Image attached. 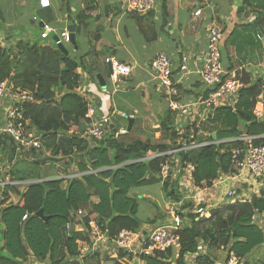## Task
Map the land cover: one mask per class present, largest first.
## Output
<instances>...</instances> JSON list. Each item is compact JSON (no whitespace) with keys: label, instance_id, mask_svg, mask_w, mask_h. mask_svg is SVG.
Here are the masks:
<instances>
[{"label":"trees","instance_id":"1","mask_svg":"<svg viewBox=\"0 0 264 264\" xmlns=\"http://www.w3.org/2000/svg\"><path fill=\"white\" fill-rule=\"evenodd\" d=\"M61 1L59 11L63 8L60 12L69 13L66 20L75 27V32L85 29L87 22L98 17L86 15L85 9L72 13L71 0ZM178 4L185 10L191 7L187 0H178ZM241 4L250 9L254 22L235 27L228 39L233 37L242 40L239 44L235 42L237 47L233 40L229 44L235 47L237 56L245 60L252 51L241 48L246 39L237 37L238 30H244L246 34L253 33L257 38V42L254 40L257 47L264 49L256 34V30H259L264 37V0H241ZM89 7L86 5V10ZM161 9L163 15H166L165 0H162ZM41 11L43 13L37 22L51 25V8ZM5 22L0 10V30ZM200 23L201 19L196 29ZM0 35L9 36L7 41H3L9 44L0 45V84L8 82L32 94L37 103L24 105L23 116L29 121L30 128L41 137V154L44 151L53 158L66 160L68 163L64 166L75 167L76 173L80 174L75 178L44 180L59 175L44 176L39 170L45 164L43 161L17 159L12 141L8 137H0V158H8L9 177L12 181L29 182L19 193L18 204L6 205L9 192L15 190L13 187L0 188L3 189L0 190V264H27L29 257L37 261L48 260L51 264H81L76 241H87L86 231L89 230L90 219L96 220L107 237L115 236L120 230L138 232L143 224H153L156 215L145 222L135 218L136 201L129 196V192L144 185L160 184L157 175L162 159L140 160L150 151L162 153L171 149L180 138L190 139V130L194 131L196 141L202 140V136H197L199 131H209V142L236 139L247 134L260 137L252 142L254 146L264 145V121H257L252 114L257 97L264 91V85L261 80L248 83L244 80V74L242 81L246 86L238 92L234 102L215 108L212 117L198 127L195 117L191 116L181 128H177L175 115L166 102V107L158 116L159 125L152 131L160 132L170 143L152 144L150 140L154 134H149L145 141L136 139L125 143L120 140L121 136H116L119 129L111 121L112 118L105 122L111 126V130L100 140L85 137L82 134L87 125L84 118L87 107L81 96L74 91L83 82L77 70L81 69L91 75L98 68L88 67L84 63L85 55L78 58L69 52L64 55L58 46L53 45V40L47 42L49 44L45 41H25L10 27L0 31ZM226 55L228 57V49L227 53L221 50L222 63ZM232 69L230 66L228 70ZM134 94L141 100L139 93L127 95ZM208 94L209 90L204 89L201 96L205 98ZM141 108V105L133 103L129 114L138 116ZM110 111H113L112 107ZM240 144L239 141H232L226 148L222 144H209L182 152L179 157L183 167L189 163L195 166L193 178L196 185L211 186L219 172L231 171L229 152ZM34 153V150L28 151L27 156ZM15 159L17 161L14 162ZM161 188L166 200L179 199L175 182H165ZM191 207L190 203H186L182 208ZM40 209H43L47 221L36 217ZM255 210L264 211V189L248 202L220 205L208 211L205 217L195 219L198 216L187 215L188 220L184 221L179 231L178 256L174 249L169 248L165 252H155L153 256H143L142 260L145 264H185L186 255L197 254L200 247L205 246L208 251L227 250V257L232 254L242 259V264H264L250 262L248 259L249 254L264 243L263 229L251 221ZM78 211L85 213L76 221ZM157 211L162 214L159 209ZM25 214L26 220L22 221ZM159 218L163 220V215H159ZM67 223L71 225L69 231L65 230ZM76 224L82 225L85 231H77ZM208 251L198 254V264H215V258ZM108 261L121 264L109 257Z\"/></svg>","mask_w":264,"mask_h":264},{"label":"built area","instance_id":"2","mask_svg":"<svg viewBox=\"0 0 264 264\" xmlns=\"http://www.w3.org/2000/svg\"><path fill=\"white\" fill-rule=\"evenodd\" d=\"M122 9L125 13H134L143 15L153 8V0H121ZM41 9L51 7L50 0H38ZM201 10L194 11L193 16L201 15ZM89 15H97V12H86ZM37 22V18H33ZM40 39L47 40L49 34L54 32L51 25L42 22L40 28ZM206 50L200 57L201 66L197 70L201 83L210 93L206 98H199L194 102L183 104L180 102L178 83L173 81V66L170 60L163 54L156 55L149 64L150 72L157 81L158 91L162 93L169 103V109L175 115V125L181 128L187 119L195 117L196 127L207 122L212 117L213 110L220 106L228 105L234 102L238 92L245 87L244 83L232 74L229 78L226 76L220 62V41L222 38L221 29L214 23L206 27ZM54 46H61L70 42V34L64 28L57 35ZM186 58L182 59L183 64L179 70L186 71ZM104 63L111 68L110 82L113 92L120 90L122 79L127 78L132 73L131 66L119 62L114 57H106ZM78 93H83L82 87L76 89ZM106 92V89L102 90ZM264 92L260 93L253 107V117L258 121L264 118ZM28 103L35 102L32 94L26 90L15 88L8 82L0 84V137H8L17 152L38 151L42 147L41 137L31 128L29 121L23 116V107ZM87 112L85 119L89 122L86 125L83 135L95 140H100L106 133L103 123L107 119L97 120L96 110L92 99L86 100ZM119 117L127 119V115L119 113ZM191 131L190 139L180 138L176 145L162 153L149 154L143 160L161 158L159 164V173L157 179L160 184L167 182L176 183L179 190V199L166 200V210L171 215L169 220L161 225L141 228L138 232L120 230L113 237H107L101 231L95 219L88 222L87 241L77 240V249L79 259L93 257L100 246L106 252L109 258L116 261L123 259L142 260L143 256H153L155 252H165L171 248L177 252L180 248L179 231L183 227L184 221L188 220L187 215L198 216L199 219L205 217L211 209L220 205H228L235 202L245 203L252 197L258 196L264 189V145L254 146L253 141L260 138L243 134L232 140H223V142L239 141L241 144L229 152V164L231 171L228 173L219 172L218 177L212 182L211 186L205 184L196 185L193 172L195 166L191 163L185 167L182 166L179 154L193 149H199L209 144H219L222 141L209 142L210 133L199 131L197 136H202L201 141L194 139V131ZM120 129L118 133H124ZM222 153V152H221ZM24 182H13L10 179H0V188L7 186H23ZM190 203L191 208H185L184 204ZM83 212L79 211L78 215ZM182 215L183 217H181ZM27 214L22 218L26 220ZM252 223L263 229L264 233V211L255 210L252 216ZM71 225L66 224L65 230L69 231ZM79 232L85 231L80 224L75 225ZM197 255H186L185 264H198ZM222 264H242V259L230 255Z\"/></svg>","mask_w":264,"mask_h":264},{"label":"crops","instance_id":"3","mask_svg":"<svg viewBox=\"0 0 264 264\" xmlns=\"http://www.w3.org/2000/svg\"><path fill=\"white\" fill-rule=\"evenodd\" d=\"M187 1L191 3V7L188 10H185L179 7L178 0H173V12H171L170 0H165L167 14L163 15V13L161 12L162 0H154L153 10L145 13L144 15H136L137 17L139 16L142 18L140 19L131 16L135 14L127 15L128 13H125L122 9V6H120L121 0H71L70 9L72 13L81 9H85V14L86 12L92 11L98 12V14L95 15L98 17L92 19L91 37L93 39V42H91V46L93 49L90 51V55H88V57L87 55L85 56L86 62L88 63L87 66L89 65L91 69L98 68L94 58L96 57L97 53H101L103 64L106 65L109 69V83L111 68L104 63V59L106 57H114L119 62L126 63L132 67L131 76L122 79L119 85L120 90L116 92H113L111 83H104L103 80L95 77L96 74L99 73L98 70L93 71L92 74L89 75V73L78 69L77 73L82 76L81 78L83 82L81 83V86L84 90V96L86 98L92 99L95 105L94 99L98 100L97 96L99 94L109 95L111 99L109 106L112 107L113 111H115L114 103H112V97L114 96V94L116 95L119 93L121 95H127L129 93H139L142 102V111H140L139 113L140 116H134L133 114L127 115V119L133 118V124L130 132L134 131L135 140L140 139L142 141H145L147 140L149 134H154L153 132H150V130L157 129L159 125L158 116L166 107V102L168 103L166 97L158 91L157 82L153 78L149 69V62L156 55L164 54L170 60L173 66V79L178 83L180 94L179 99L181 103L187 104L194 102L199 98H202L201 94L204 89L201 84L200 77L197 74V70L201 65L200 57L206 50L207 41L205 30L207 25H209L210 23L216 24L221 29L223 34L220 43V55L221 50L227 53L228 49V57L227 55L226 58L224 57V64L221 61V65L224 71L227 73L225 79L234 74L242 81L244 74V80L248 81V83L261 80L264 85V49H260L257 47V38L255 37V35L251 32H248L246 34V31L240 29L238 30L237 37H244L246 39V43L244 45H241V48H243V50L249 48V51H252L251 57L246 58L245 60L239 58L235 51V47L227 42L228 37L234 31L235 27L246 25L248 23H251L252 21L254 22V16L250 12V9L243 6L238 9L237 3H241V0ZM50 4V8L53 11L51 18H56V20L59 19L61 21L65 19V25H62L59 28H54L52 26L55 35H57L61 30L66 28L68 25H71L68 24V20H66V16L69 13L60 12L61 10H63V8H61L59 11L60 5L62 4L61 0H50ZM27 5L28 7H31V15L33 16L32 21L33 18L39 19L43 12L38 5V0H30L29 4L26 0H24V2H21V5L19 4L18 6H20V9L22 10L25 9ZM86 5L90 6L88 10H86ZM13 6H16V4L12 3L11 0H0V10L4 18L6 19V24L1 27L0 31H5L8 27L14 28L15 21L13 19H10L9 22L7 21L8 17L13 13ZM23 6L25 7L22 8ZM197 9H200L202 12L200 16L195 17L193 16V13ZM145 15L146 17L144 18L143 16ZM61 17L63 18V20ZM90 17H93V15H90ZM199 19H201V23L196 29V24H198ZM143 20L144 22L146 21L149 24L148 28L152 32L150 38H145L144 32L140 26L138 27L139 32L136 30V23ZM128 23H131L133 25H130L131 31L127 26ZM133 27L135 29H133ZM163 27L166 28L168 36L167 40L165 38H162L161 36L158 37V34L156 35L154 33L155 31L157 33L158 31H164ZM109 33H115L116 39H114L115 41H113V43H108L107 41L106 43H104L103 46H105L107 50L105 53H103L102 50L98 49V41L99 43L103 42V37H108L107 34ZM256 34L258 39L264 46V42H262V40L264 41V37L262 36L261 32H257L256 30ZM0 38H2V40L4 41L8 40L9 36L2 37L0 35ZM163 39H165L164 42L162 41ZM234 45L237 47L235 42ZM146 49H149V52L146 51ZM142 50H145V52L143 53ZM148 56L149 58L146 59ZM184 57L187 59L185 62L186 71L182 72L179 70V68L183 64L182 59ZM230 66L233 67L231 71L228 70ZM102 84H104V86H102ZM244 85L246 86L245 83ZM103 89H106V92H103ZM98 107L100 109V105H98ZM95 109H97V104L95 105ZM109 110L110 108H107L105 114L108 113ZM104 111V108L102 110H98L99 115L103 116L100 120H103L105 118L107 120L111 119V114L105 115ZM262 120L264 121V118ZM157 135L158 133L155 132L153 136L156 138ZM148 153L154 152L150 151ZM70 170L73 169H71L70 167ZM70 174L79 173L74 172ZM16 189L19 192H21L22 190V188ZM141 228L143 229L144 227ZM105 253L106 252L103 250V247L100 246L96 251V255L94 256L98 257V261L103 262L106 260L107 262H109L108 256ZM205 253L206 252L201 253L200 250L196 255L198 256V254ZM225 258H227V255ZM79 260L85 261V259ZM119 263L145 264L143 260L138 261L137 259L132 258H122ZM27 264L51 263H49L48 260L37 261L36 259L29 257ZM108 264H113V262H109ZM215 264L222 263L215 262Z\"/></svg>","mask_w":264,"mask_h":264},{"label":"rangeland","instance_id":"4","mask_svg":"<svg viewBox=\"0 0 264 264\" xmlns=\"http://www.w3.org/2000/svg\"><path fill=\"white\" fill-rule=\"evenodd\" d=\"M27 3L29 4L30 0H26ZM12 3H15L16 6H13V13L11 14V16L8 17L7 21L9 22L10 19H13L14 22V30L17 32L18 36L25 40V41H30V42H49L51 43L53 36L55 35V32H51L49 34V38L47 40H41L40 39V28H39V23L38 22H34L32 21V11H31V7H27L25 9H20V6H18L19 4L21 5V2H24V0H11ZM170 9L171 12H173L172 8H173V0H170ZM242 6V4L239 2L237 3V8L240 9ZM25 6H23L22 8H24ZM64 7V5H63ZM77 12V11H75ZM22 15V16H21ZM129 15V14H127ZM62 16V15H61ZM133 17H137L136 15H131ZM139 17V16H138ZM62 18V17H61ZM63 20V18H62ZM50 24L54 27V28H59L62 25H65V19L63 21L54 18L53 20H50ZM134 23V22H133ZM140 23V24H138ZM138 23H136V30L139 32L138 27L140 26L141 29L144 32V36L145 38H150L152 32L150 31V29L148 28V22H144L143 21H139ZM150 23V22H149ZM6 24V22L3 24V26ZM135 24V23H134ZM130 25H132L131 23H128V27L131 31V27ZM133 26V25H132ZM145 27V28H144ZM133 29H135L133 27ZM58 30V29H57ZM91 31H92V21L90 20L89 22H87L86 28L82 29V30H77L75 32V36H76V40L78 43V49H74L71 45L66 44L65 48L68 50V52L70 53L71 56L74 57H81L83 55H90V51L93 49L91 46V42H93V39L91 37ZM156 35L158 34V37L161 36L162 38H165L166 40L168 39L167 36V32H166V28H164V31H158V33L155 31L154 32ZM108 37H103V42L98 41V49L102 50L103 53L106 52V47L103 46L104 43H106V41L108 43H113V41H115L114 39H116V34L113 33H109L107 34ZM165 39H163L162 41L164 42ZM170 40V38H169ZM233 40L234 42H237V44H239V40L238 38H234L233 37L231 39H228V43ZM5 41V40H4ZM7 41V40H6ZM5 44H9L7 42H3L2 38H0V45L5 46ZM2 46V47H3ZM149 49H146V51H148ZM142 52L144 53L145 50H142ZM149 52V51H148ZM149 54V53H147ZM249 57H251V53L249 54ZM149 56L146 58L148 59ZM94 60L97 63V67H98V71L99 73L96 74V78L101 79L104 81V83H109V69L106 65L103 64V58L101 53H97L96 57L94 58ZM84 63L87 65L88 63L86 62V59L84 60ZM88 67H90L88 65ZM90 70V69H88ZM98 100L94 99L95 105L97 104V119H102L103 116H100L98 113V110H102L104 108V114L107 110V108H110L109 103L111 101L109 95L106 94H99L97 96ZM112 103H114L115 106V111L112 114V112L106 113L105 115H110V117L112 118L111 121L114 122L115 126L117 129L123 128L126 130L127 128V120L122 119L119 117V113H124L126 115H128L132 109L133 103L136 105H141L142 106V102L140 99H138V96L136 94L134 95H126L123 96L121 94H117L116 96L112 97ZM98 105H100V109L98 107ZM109 106V107H108ZM105 125V129L106 132H108L109 130H111V126H108L106 124ZM152 129V128H151ZM150 130V129H149ZM150 132H153L152 130H150ZM155 134V132H153ZM117 136V134H116ZM134 136V131L129 132L127 135H122L120 137V140H122L125 143H130L132 141H134L135 139ZM227 140V139H225ZM224 140V141H225ZM222 142H220L219 144H222L224 148L228 147L229 143L228 142H223V140H221ZM150 142L152 144H158V143H168L169 140H166L164 135L161 134L160 132H158V135L156 136V138H152V140H150ZM170 143V142H169ZM28 152V151H27ZM27 152H17L16 158L17 159H28L29 161L32 160H36L39 162L45 163L43 164L44 166L40 167L39 170L40 172L44 175V176H52L55 174H58L59 177H55L52 176V178L49 179H44V180H58V179H62L66 176H68L69 173H73L77 172L76 168L73 167L70 170V165H68L67 167L64 166V164L68 163L66 160H63L62 158H53L50 156L49 153L47 152H35L34 155L32 156H27ZM23 154L21 155V157H19V154ZM26 154V155H25ZM149 154L147 153L146 156H148ZM17 159L14 160L17 161ZM8 158L6 157H1L0 158V179L5 180V179H9V166H8ZM64 173H68V174H64ZM65 179V178H64ZM15 190H12L11 192H9L8 194V199H7V203L8 204H18L20 202V196H19V191L16 188H13ZM1 191L3 189H0ZM129 196L132 199H135L136 201V213H135V218L138 221L141 222H145L148 220H151L154 215H156V220L153 224L151 225H142V227H149V226H155V225H161L162 223H165L166 220H169V217L171 216L169 214V211L166 210V199H165V194L161 188V185L159 183H153V184H149V185H144L141 187H137V188H133L131 189V191L129 192ZM0 199H1V194H0ZM10 201V202H8ZM160 211H162V214L159 213L157 210L158 209ZM1 210V209H0ZM159 215H163V220H160ZM189 222H187L188 225ZM201 253H204L206 251H208L207 249H205V246L200 247ZM227 250H218V249H212L209 250L208 253L210 254L211 257L215 258V261L217 263H223L225 260V257L227 255ZM106 254V253H105ZM98 257H92V258H83L85 259V261L79 260L80 262H82L81 264H108L109 262H107L106 260L101 262L98 261L97 259ZM249 261L250 262H263L264 263V243L260 246L255 248L250 254H249ZM85 262V263H84ZM101 262V263H100Z\"/></svg>","mask_w":264,"mask_h":264},{"label":"water","instance_id":"5","mask_svg":"<svg viewBox=\"0 0 264 264\" xmlns=\"http://www.w3.org/2000/svg\"><path fill=\"white\" fill-rule=\"evenodd\" d=\"M39 26H42V23H39ZM255 27V25H254ZM67 31H69L70 33V44L76 49V36H75V27L73 25H69L67 26ZM257 32H259L257 30ZM53 40H56L55 36L53 37ZM262 42H264L262 40ZM59 50L64 53V55H68V51L64 46H58ZM102 86H104V84H102ZM132 124H133V118H128L127 119V128L126 131L124 133H122L123 135L128 134L131 131L132 128ZM120 136V135H118ZM36 217L39 219H45L47 221V219L44 217L43 215V209H40L38 211V213L36 214Z\"/></svg>","mask_w":264,"mask_h":264},{"label":"bare ground","instance_id":"6","mask_svg":"<svg viewBox=\"0 0 264 264\" xmlns=\"http://www.w3.org/2000/svg\"><path fill=\"white\" fill-rule=\"evenodd\" d=\"M154 1V0H153ZM120 6H122V3L120 2ZM154 9V5H153V8L151 9V10H153ZM150 10V11H151ZM149 12V11H148ZM98 13V12H97ZM128 14H134V13H128ZM86 15H88V16H90L89 14H86ZM135 15H137V14H135ZM139 15V14H138ZM144 15V14H143ZM93 16H95V15H93ZM197 17V16H196ZM69 26V25H68ZM42 27V26H41ZM66 30H67V27H66ZM69 32V31H68ZM70 34V33H69ZM54 37V36H53ZM55 38H57V36L55 35ZM52 40H53V38H52ZM221 40H222V38H221ZM53 41H55V40H53ZM220 43H221V41H220ZM69 44H70V42H69ZM207 44V43H206ZM61 46H63V45H61ZM164 55V54H163ZM166 56V55H165ZM167 57V56H166ZM168 58V57H167ZM153 59V58H152ZM152 59H151V61H152ZM150 61V62H151ZM150 62H149V64H150ZM220 62H221V57H220ZM122 63V62H121ZM124 64H126V63H124ZM128 65V64H127ZM130 66V65H129ZM201 66V65H200ZM132 68V67H131ZM110 73H111V71H110ZM132 74V73H131ZM227 74V73H226ZM131 76V75H130ZM200 77V76H199ZM235 77L237 78V76L235 75ZM225 78V77H224ZM239 79V78H238ZM174 81V80H173ZM201 81V80H200ZM157 82V81H156ZM202 84V83H201ZM78 87H82L81 85H79ZM78 87H76L75 88V92L79 95V96H81V98L83 99V101L86 103V100L87 99H89V98H86L85 96H84V93H78L77 91H76V89L78 88ZM158 88V87H157ZM83 89V88H82ZM203 89H204V87H203ZM209 93H210V90H209ZM208 96V95H207ZM206 96V97H207ZM205 97V98H206ZM167 100V99H166ZM93 101V100H92ZM168 101V100H167ZM93 105H94V103H93ZM95 106V105H94ZM87 107V106H86ZM96 110V109H95ZM85 118V117H84ZM96 119H97V114H96ZM86 120V119H85ZM98 120V119H97ZM86 122L88 123L89 121L88 120H86ZM83 135V134H82ZM84 136V135H83ZM41 149H42V147H41ZM40 149V150H41ZM40 150H38V151H40ZM38 151H35V152H38ZM154 153H157V152H154ZM148 154H153V153H148ZM145 157H147V156H145ZM144 157V158H145ZM78 176H80L79 174H70V175H68V176H66V177H64L65 179L66 178H75V177H78ZM9 177V176H8ZM9 179L11 180V178L9 177ZM12 181V180H11ZM13 182H21V181H13ZM24 183H26V184H24L23 186H18V187H14V186H7V187H13V188H23L25 185H28L29 184V182H24ZM79 212V211H78ZM78 212H77V214H76V217H75V220L76 221H79V219L81 218V216L82 215H84V211H82L83 212V214L82 215H78Z\"/></svg>","mask_w":264,"mask_h":264},{"label":"clouds","instance_id":"7","mask_svg":"<svg viewBox=\"0 0 264 264\" xmlns=\"http://www.w3.org/2000/svg\"><path fill=\"white\" fill-rule=\"evenodd\" d=\"M114 113V111L112 112V114ZM120 130V129H119ZM118 130V131H119ZM125 130V129H124ZM118 131L116 132V134H117V137H119L118 135H120V136H122L123 134H121V133H118ZM126 131V130H125ZM206 132H208V133H210L209 131H206ZM227 140H232V139H227ZM144 159V158H143ZM143 159H141L140 161H143ZM161 185V184H160ZM226 259V258H225Z\"/></svg>","mask_w":264,"mask_h":264}]
</instances>
